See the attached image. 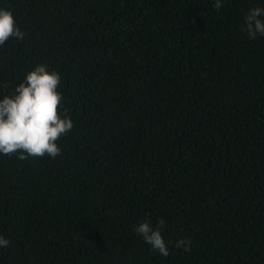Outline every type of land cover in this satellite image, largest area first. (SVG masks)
Returning a JSON list of instances; mask_svg holds the SVG:
<instances>
[{
    "label": "trees",
    "instance_id": "16d2710c",
    "mask_svg": "<svg viewBox=\"0 0 264 264\" xmlns=\"http://www.w3.org/2000/svg\"><path fill=\"white\" fill-rule=\"evenodd\" d=\"M214 5L0 0L25 32L0 99L45 64L74 124L55 158L0 154V264H264V36L240 30L264 0Z\"/></svg>",
    "mask_w": 264,
    "mask_h": 264
},
{
    "label": "clouds",
    "instance_id": "9594fccd",
    "mask_svg": "<svg viewBox=\"0 0 264 264\" xmlns=\"http://www.w3.org/2000/svg\"><path fill=\"white\" fill-rule=\"evenodd\" d=\"M223 0H215V10L219 11ZM264 8L252 7L245 14L241 31L251 39L264 36ZM25 32L17 26L10 8L0 7V46L10 39L23 40ZM60 75L49 71L45 64H38L28 71L24 80L14 89V94L3 95L0 99V154L13 156L19 160L29 157L55 158L61 154L57 141L74 127L67 115L60 114L62 94L57 90ZM6 87V85H5ZM165 220L159 219L154 226L150 218L141 221L134 231L161 256L167 257L169 247L162 236ZM10 241L0 235V248H7ZM191 238L176 241L175 247L189 251Z\"/></svg>",
    "mask_w": 264,
    "mask_h": 264
}]
</instances>
